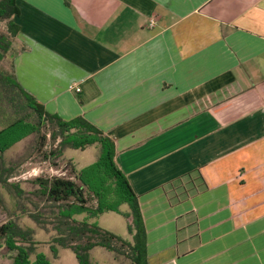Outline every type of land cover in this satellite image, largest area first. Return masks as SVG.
<instances>
[{
	"label": "crops",
	"instance_id": "1",
	"mask_svg": "<svg viewBox=\"0 0 264 264\" xmlns=\"http://www.w3.org/2000/svg\"><path fill=\"white\" fill-rule=\"evenodd\" d=\"M16 4L10 71L114 141L148 264H264V0Z\"/></svg>",
	"mask_w": 264,
	"mask_h": 264
},
{
	"label": "trees",
	"instance_id": "2",
	"mask_svg": "<svg viewBox=\"0 0 264 264\" xmlns=\"http://www.w3.org/2000/svg\"><path fill=\"white\" fill-rule=\"evenodd\" d=\"M15 14H19L16 0H0V21L8 22L9 31V35L0 33V66L3 59L8 56L12 42L20 30V25L12 19ZM47 123L55 126L51 135L54 140L60 138V141L55 149L45 153V160L60 157L68 148L83 149L91 145L98 148L95 163L82 172L74 169L81 184L72 178L61 176L37 177L33 181L38 187L36 196L50 204L53 221H46L50 218L46 207L41 208L36 202L30 201L35 208L33 211L27 209L25 203L22 205V212L28 214L35 223L42 226L50 223L54 225L57 233L50 242L53 256L59 257V248H70L82 264H89L90 251L101 246L116 254L126 255L133 264H148L146 230L138 196L116 164L114 141L82 116L65 120L48 112L43 104L22 87L13 71H4L1 68L0 190L14 192L18 198L24 194L19 184L8 181L13 176L16 166L4 162L2 156L14 144L29 136L35 137V147L41 149L46 142L43 128ZM88 171L95 172L93 174L102 181V187L95 186L89 175H86ZM89 192L98 198L96 208L88 205ZM113 196L118 200L116 207L106 204L108 198ZM121 205H126L127 209L121 210ZM106 210L117 211L126 218L132 240L104 230L94 222L79 221L74 217L76 214L86 212L94 216ZM35 235L36 231L32 227L20 224L17 219H11L0 225V249L6 247L14 253L13 264H52L48 255L38 251L39 242L35 240ZM117 242L121 243V247L126 246L129 251L126 253L121 247H116Z\"/></svg>",
	"mask_w": 264,
	"mask_h": 264
},
{
	"label": "rangeland",
	"instance_id": "3",
	"mask_svg": "<svg viewBox=\"0 0 264 264\" xmlns=\"http://www.w3.org/2000/svg\"><path fill=\"white\" fill-rule=\"evenodd\" d=\"M8 22L6 20L0 21V33L9 35ZM8 57V56H7ZM5 57L1 63L0 68L4 71L11 70L10 58ZM1 129V126H0ZM55 130V126L47 123L43 128V133L46 135L45 145L41 149L35 147V137L29 136L8 149L3 154V161L12 163L16 166V170L12 177L8 179L9 182L19 184L24 190V194L20 198L12 192L5 189L0 190V225L11 219L19 220L20 224L32 227L36 231L35 240L39 242L38 251L48 255L52 261V264H82L78 259L74 251L70 248H59L58 258L53 256V251L50 248V242L52 237L56 235V230L53 224H47L46 226L35 223L28 214L22 212V205L25 203L27 209L35 211L33 203L34 201L39 204V207H46V212L50 216L46 221H53V213L50 211V204L43 202L37 196V185L33 181L37 177H52L61 176L66 178H72L81 184V181L77 178V173L82 172L86 167L96 162L98 156V148L96 145H91L83 149L68 148L64 153L58 157L45 160V153H49L58 145L60 138L54 140L52 138V131ZM94 171L86 172L89 175L90 180L94 182L95 186H101V180H98L94 176ZM100 182V183H99ZM102 187V186H101ZM107 193V192H106ZM89 196L88 205L96 208L98 205V198L93 193H87ZM108 197V196H107ZM21 201V202H20ZM19 202V204H18ZM112 207L118 206V200L116 196L108 198L107 203ZM121 210L127 209L126 205L120 206ZM77 220H88L99 225L102 229L113 232L118 236L132 240V235L129 234L126 218L117 211L106 210L98 215H90L86 213L76 214L74 216ZM96 240V238L94 239ZM116 247H121V243H115ZM126 253L129 251L126 246L121 247ZM14 253H11L6 247L0 249V264H13ZM89 264H133L130 258L123 254H116L108 249L97 246L90 251Z\"/></svg>",
	"mask_w": 264,
	"mask_h": 264
},
{
	"label": "built area",
	"instance_id": "4",
	"mask_svg": "<svg viewBox=\"0 0 264 264\" xmlns=\"http://www.w3.org/2000/svg\"><path fill=\"white\" fill-rule=\"evenodd\" d=\"M155 23H156V19H155V18H151L150 21H149V25H150V26H153V25H155ZM70 89H72V90H76V91H80V87H78V86L75 85V84L71 85V86H70Z\"/></svg>",
	"mask_w": 264,
	"mask_h": 264
}]
</instances>
